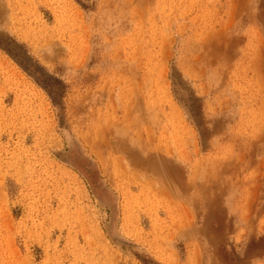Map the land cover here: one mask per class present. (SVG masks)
I'll list each match as a JSON object with an SVG mask.
<instances>
[{"label": "rangeland", "instance_id": "374dc122", "mask_svg": "<svg viewBox=\"0 0 264 264\" xmlns=\"http://www.w3.org/2000/svg\"><path fill=\"white\" fill-rule=\"evenodd\" d=\"M0 264H264V0H0Z\"/></svg>", "mask_w": 264, "mask_h": 264}]
</instances>
